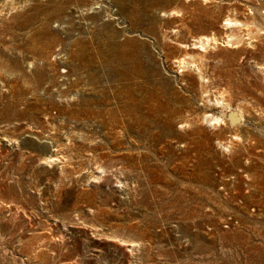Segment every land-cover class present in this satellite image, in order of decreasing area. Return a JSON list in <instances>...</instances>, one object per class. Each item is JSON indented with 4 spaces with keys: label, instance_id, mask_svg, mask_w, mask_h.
I'll use <instances>...</instances> for the list:
<instances>
[{
    "label": "rangeland",
    "instance_id": "obj_1",
    "mask_svg": "<svg viewBox=\"0 0 264 264\" xmlns=\"http://www.w3.org/2000/svg\"><path fill=\"white\" fill-rule=\"evenodd\" d=\"M263 8L0 0V264H264V35L222 41L225 14L243 33L264 25ZM211 32L221 42L209 49L205 82L174 60L180 42ZM205 89L211 99L228 91L244 110L238 126L203 119L220 114ZM112 104L131 135L119 137L121 150L101 114ZM54 136L72 139L81 165L34 162L31 144L53 149ZM94 144L108 154L101 187L88 179Z\"/></svg>",
    "mask_w": 264,
    "mask_h": 264
},
{
    "label": "bare ground",
    "instance_id": "obj_2",
    "mask_svg": "<svg viewBox=\"0 0 264 264\" xmlns=\"http://www.w3.org/2000/svg\"><path fill=\"white\" fill-rule=\"evenodd\" d=\"M235 9L236 8H234V12L236 11ZM172 12L178 13V11H175V10H172ZM1 14H2V9H0V15ZM261 16L264 19V13H261ZM180 20H183V23L186 22L185 18H180ZM222 22H223L222 23L223 26L229 28V33H227L222 40L224 42V44H231V45L239 44V43H241V38L243 37L244 34H247L248 38H251V36H253L252 34H254V33H258V34L262 33L261 35H264L263 34L264 33V25L257 24V23L255 24V28H250V26H247L246 28H244L245 30H242L243 33H241L240 29L243 26H245L244 23L230 13H227L223 16ZM257 26H259V27H257ZM220 38L221 37L217 36V34L215 32H211L208 34L198 33L197 35L192 36V40H193V42L191 43L192 47H190V45H187L186 43L180 42L179 44L183 48V55L175 58L174 62L177 63L178 68H187V69L190 68L197 73V75L199 76V78L202 81L205 80V82H208V78L206 77V74H205V66H204L205 59L208 57V55H210L212 53V52L211 53L209 52V49L216 47L220 41ZM186 47H187V49H186ZM257 68L259 70L264 71V65H259V66H257ZM226 92H228V91L225 89H223L221 91H217L216 94L214 95L213 99H211L209 97L208 90H206V89L203 90V93H204L203 96H205L204 97L205 102L209 106L215 105L216 107L220 108V114H218V115L217 114H211V113L210 114L204 113L202 115L203 119L206 120L207 122H209V124H211L212 126H219L221 124H227L228 123L231 126L236 127L239 125L240 121L244 118L243 108L238 104H235V105L232 104L231 100L227 97ZM94 103L97 106H101V104L107 105V102L105 100L102 101V103L99 100H96ZM119 108H120L119 105L114 106L112 104V106L108 107L107 109H105V111H103L101 113V114L107 115V117L105 116V118H104L105 125L108 126L111 130H116L117 136H116V134L114 136H112L111 147L116 148L117 150H121V149L125 148L123 145H122V147L117 146L119 143L123 142V140L119 137H121V135H122V136H126V139H127L131 136L130 132L128 130V127L126 126L123 114L120 113ZM98 116H100V115H98ZM96 118L98 119V117H96ZM75 121H76V119H75ZM107 135H109V134H107ZM232 136L234 139H237V140L241 139V137L236 133H234ZM54 137H55V141L57 143H56V145H54L53 149H51L46 144H31L30 148H32L33 151H36V156H35L36 159L34 160V162H36L38 164L58 165L61 168V172H63L62 170H64L65 166L71 165L73 167V165H75V164L81 165L82 164L81 161L75 160L76 156L73 153V151L75 150V144L71 141L72 139L69 136H67V138H66L67 143H64V141H62V138L60 136L59 137L54 136ZM7 140L12 145L13 144L18 145V143H19V141L16 138L8 137ZM94 141H96V140H94ZM85 142H86V140H85ZM229 143H230V141L218 140V144L223 148H228L230 146ZM102 148L103 147L99 146L98 144H96V145L94 144V146L91 145V147H90L91 150H89V152L90 151L95 152V153H93V155L91 154L93 156L91 158V160H93V163L96 164V167H95L96 171H94V172L92 171L90 176H88V179L89 180L91 179L93 182H95L96 187L103 186L104 181L107 177V175H105V174L102 175V172L105 169V163L102 162L101 159H104V157L107 156L108 154H105L103 152H97L98 149H102ZM78 151H79V149H78ZM91 209L92 208L89 207L90 211H92ZM113 237L115 239L118 237V235H113ZM120 240L122 242H127L129 245H134L133 244L134 241L132 239H128V238L124 239L123 237H121ZM115 241H116V239H115Z\"/></svg>",
    "mask_w": 264,
    "mask_h": 264
}]
</instances>
